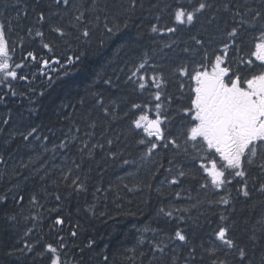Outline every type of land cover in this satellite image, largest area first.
I'll return each mask as SVG.
<instances>
[{
	"label": "trees",
	"instance_id": "1",
	"mask_svg": "<svg viewBox=\"0 0 264 264\" xmlns=\"http://www.w3.org/2000/svg\"><path fill=\"white\" fill-rule=\"evenodd\" d=\"M187 2L137 0L136 7L127 11L132 0H73L77 6L83 5L84 21L72 26L76 23L72 17L78 14L73 8L63 19L53 20L69 35L60 37L45 25L41 38L27 33L35 22L32 11L37 7L35 0H0V22L6 24L11 63L23 65L16 69L18 77L11 81V90L7 82L0 84V155L6 160L0 165V173H3L0 195L12 189L6 204H0V264H48L47 255L43 258L19 252L7 255L14 245L22 246L17 242L32 226L24 217L36 214H39V222H35L34 232L27 239L29 242L39 240L36 251L42 252L46 244L59 246L63 237L68 264H166L172 255L177 256L178 264H185L188 247L183 242L172 244L168 240L176 230H183L197 248L194 264H211L212 257L204 249L218 245L215 231L233 222L232 234L238 241L248 243L246 229L256 225L264 214L261 204L264 197L255 190L251 200L239 196V178L227 186V191L212 187L210 178L201 168V164H209L211 154L190 146L188 152H184L183 132L189 125V115L183 110L190 103L192 82L178 76L176 68L181 63L192 66L200 61L203 50H197L193 36L211 41L206 46L211 58L221 47L217 36L224 27L223 20L227 19L221 14L223 19L218 18L215 24L209 25L205 16L194 26L181 25L175 21L173 13L178 3ZM213 2L219 6L220 0ZM233 2L258 7L262 0ZM51 3L52 0H41V6ZM25 4L28 16L21 15L17 19V12ZM53 10H57L55 6ZM154 24L161 28L174 27L176 32L153 33ZM108 28L113 31L109 32ZM85 29L89 31L87 37L82 34ZM257 36L255 31L242 33L241 50L234 54L230 49L229 59L235 62L238 57L250 58L254 43L258 42ZM173 40L176 44L171 49L164 47ZM43 43L52 45L53 52L49 53ZM185 47L191 51H182ZM28 52H33L37 60L26 59ZM77 56L79 60L75 59ZM69 57L74 61L71 64ZM41 60H48L49 65L38 63ZM57 60L60 62L56 63ZM145 60L146 68L137 75L151 77L156 72L162 73L165 83L160 89L150 80L141 89L137 77L132 75ZM20 75L28 79L20 80ZM11 91L17 94L11 95ZM157 91L161 92L159 101L154 98ZM41 92L44 94L40 95ZM98 98L103 100V107L108 108L110 114L101 111ZM157 103L161 104V117H167L161 125L165 136L176 139L180 149L170 145L146 156L147 145L139 141L155 138L136 129L132 121L142 111L155 119ZM5 119L9 120L7 125L3 123ZM92 123L96 124L94 129L89 127ZM25 125L38 126L42 135L49 137V148L60 143L74 125L81 129L78 134L81 139L88 140L85 132L94 133L88 140L90 148L97 142L104 144V148L95 149L91 155L87 150L82 154L77 141L70 149L53 154L51 151L43 153L38 141L29 143L16 137L5 143L10 133L17 128L24 130ZM107 140H112V144L108 145ZM36 152H41L42 162H34L28 169L20 167L21 162L28 163ZM215 158L219 168L222 162ZM73 160L81 164L80 169L74 168ZM42 164L47 165L46 176L40 171ZM69 168L73 169L72 178L79 176L86 190L77 191L67 186L63 177ZM180 169L186 176L177 177ZM252 178L256 183L264 180L255 169L250 171V185ZM173 179L179 182L172 184ZM17 184L19 189L15 188ZM204 184L209 187H202ZM21 190L25 196L23 204L11 199V195ZM32 194L37 196L39 205L29 203ZM56 195L61 197L59 201ZM222 196L228 197L231 207L218 203ZM161 208L173 211V217L162 215ZM13 213L18 214L16 224L8 220ZM222 215L227 217L226 221L220 219ZM58 218L63 219L64 224H55ZM72 231L77 232L75 237L70 235ZM161 241L170 244L163 256L154 249V244ZM249 247L252 246L249 244ZM172 248L177 251L172 252ZM249 258L253 264H264V246L256 245ZM217 259L239 264L238 257L226 252L218 253Z\"/></svg>",
	"mask_w": 264,
	"mask_h": 264
},
{
	"label": "snow or ice",
	"instance_id": "2",
	"mask_svg": "<svg viewBox=\"0 0 264 264\" xmlns=\"http://www.w3.org/2000/svg\"><path fill=\"white\" fill-rule=\"evenodd\" d=\"M35 3L37 7L32 8V11L35 13V22L32 27L27 29V33L30 36L34 33L36 37L43 38L44 31L41 29L47 25L52 32L57 33L60 37H66L69 33L62 26L54 24L53 20L57 17L63 19L74 8L78 14L73 15L72 19L76 23L72 24V26L76 27L84 21L86 16L85 11L81 10L83 5L77 6L73 3V0H52V3L46 6H41V0H35ZM136 3L137 0H132L127 11L134 9ZM53 6L57 10L54 11ZM28 11V5H23L20 11L17 12V19L21 15L27 17ZM221 14L227 17L226 20H223L224 27L217 36V39L221 42V47L216 49L210 58L206 46L211 41L193 36L192 40L198 46L197 50H203L200 61L194 63L192 66L181 63L176 68L178 76L186 77L189 82H192L190 86V103L183 110L185 114L189 115V125L183 132L184 152L187 153L190 146L193 149L211 154L209 164H201V168L210 178L211 186L227 191V186L232 184L234 179L239 178L237 181L239 184L237 188L238 195L248 201L253 197V190L261 197H264V180L256 183L255 178H252L253 182L250 185V171L252 169H255L260 176L264 177V0H262L258 7H252L248 3H234L233 0H220L219 6L213 0H188L186 4L178 3L173 13L176 22L188 26H194L196 23L201 22L205 16H207V23L213 25L217 22L218 18L223 19ZM157 20H159V17H157ZM107 30L109 32L113 31L111 28ZM151 31L157 34H174L176 28H161L157 24H154ZM249 31L258 33V36L255 38L258 42L254 43L255 50L250 53V58L245 60L243 57H238L235 62L230 60L228 57L229 50L231 49L234 54L240 51V44L242 43L240 40L241 34ZM82 34L87 37L89 31L85 29ZM174 44H176L175 40L171 43H166L164 47L171 49ZM43 47L48 49L49 53L53 52V47L49 43H43ZM182 51L189 52L191 50L185 47ZM216 52L220 54H216ZM251 57H254V60L258 61L259 64H254V60ZM27 58H30L32 61L37 60L33 52H28ZM75 59L79 60V56L75 57ZM11 61L12 55L10 54L9 41L7 39L6 24L0 22V84L7 82L6 86L10 90L12 89L11 81L16 80L18 77L16 69L23 67L22 64H12ZM59 62V60L56 61V63ZM73 62V59L69 57L68 63L71 64ZM38 63H42L45 67L49 65L48 60H41ZM234 63L235 67H233ZM146 64V60L141 62L135 68L132 75L137 77L141 89L145 88L147 80H150L157 89H160L165 83L162 73L156 72L151 77L137 75L141 70L146 68ZM149 66L155 68L153 65ZM19 79L27 80L28 77L20 75ZM49 79L51 78L49 77ZM183 87L184 84L181 83V89ZM16 94L15 91H11V95L15 96ZM43 94L42 92L40 93V95ZM154 98L159 101L161 92L157 91L154 94ZM81 103L83 102L81 101ZM98 103L101 105V111L105 114H110L108 108L103 107L104 102L102 99L98 98ZM133 107L140 108L141 106L133 105ZM160 109L161 104L157 103L155 105V119H150L146 112L142 111V114L132 121L136 129H142L147 137L155 138L154 140L141 139L139 141L140 144L147 145L146 156H151L158 148L167 149L170 145L176 149H180V144L177 143L176 139H168L165 136V131L161 125L165 123L167 117H161ZM32 111L36 110L32 109ZM3 123L7 125L9 120L5 119ZM89 127L94 129L96 124L92 123ZM80 131L81 129L74 125L68 130L65 138L60 143L53 144L49 148V137L42 135L38 126L25 125L24 130L17 128L10 133L9 140L5 141V143H10L16 137H20L23 141L29 143L38 141L43 153L51 151L53 154L60 150L70 149L77 141L81 145L78 151L82 154L87 150L88 155H91L95 149L104 148V144L99 142L93 144L90 148L88 140L92 138L94 133L85 132L84 136L88 137V140H84L78 135ZM106 143L111 145L112 140H107ZM215 157H218L222 162L219 168L217 167ZM42 160L43 156L41 152H36L33 156L29 157L28 163L21 162L20 167L28 169L30 164L42 162ZM5 163V157L0 155V165ZM72 163L76 170L80 169V163H76L75 160ZM46 168L47 165L42 164L40 169L41 172H44L45 176L47 175ZM72 171V168L67 169L63 177L67 186L77 191L86 190L85 184L79 176L72 178ZM168 171L171 172V169H168ZM37 174L39 175V172ZM2 175L3 173H0V176ZM184 176H186L185 171L182 169L178 170L177 177ZM43 178L41 176V179ZM178 182V179L171 180L172 184H177ZM202 187L208 188L209 185L204 184ZM15 188L19 189V184ZM11 191L12 189H9V192ZM9 192L0 195V204H6L9 200ZM230 195L231 193L229 192ZM11 199L19 204H23L25 196L22 190L16 191L15 194L11 195ZM55 199L59 201L61 197L56 195ZM29 203L39 205L40 201L35 194H32L29 197ZM218 203L229 207L232 204L228 197L223 196ZM261 204L264 206V200L261 201ZM160 213L168 218L173 217V211L171 210L166 211L164 208H161ZM24 219L32 222V226L27 228L18 240L17 243L22 246L17 247L14 245L13 250L9 251L7 255L11 256L17 252L39 255L41 258L47 255L48 264H68L63 252V249L67 247L64 243V238L60 237L59 246L46 244L44 251L37 252L36 248L40 241L29 242L27 238L33 234L36 226L35 222H39V214L26 216ZM180 219H183V217L181 216ZM220 219L226 221L227 217L222 215ZM8 220L13 222V224L18 223V214L13 213L9 215ZM55 224L62 225L64 224V220L58 218ZM234 224L235 222L231 225L225 223L219 226L214 233L215 239L219 241V244L215 247L204 249L212 257L211 264H228L227 260L217 259V255L220 252L230 253L238 257L239 264H253V261L249 258L250 252L256 245L264 246V214L261 215L256 225L250 229H246L248 243L238 241L232 234ZM70 235L75 237L77 232L72 231ZM168 240L172 244L176 241L183 242V245L189 249L185 264H194L197 248L192 246L189 236L183 230H176L174 236L168 237ZM249 244L252 247H249ZM200 247L203 248V245H200ZM169 248L170 244L164 241L154 244L155 251L162 256ZM171 251L176 252L177 249L172 248ZM166 264H178L177 256L172 255L168 257Z\"/></svg>",
	"mask_w": 264,
	"mask_h": 264
},
{
	"label": "flooded vegetation",
	"instance_id": "3",
	"mask_svg": "<svg viewBox=\"0 0 264 264\" xmlns=\"http://www.w3.org/2000/svg\"><path fill=\"white\" fill-rule=\"evenodd\" d=\"M256 65H258L259 64V62H257V63H255Z\"/></svg>",
	"mask_w": 264,
	"mask_h": 264
}]
</instances>
